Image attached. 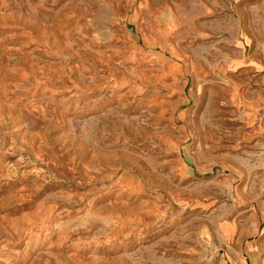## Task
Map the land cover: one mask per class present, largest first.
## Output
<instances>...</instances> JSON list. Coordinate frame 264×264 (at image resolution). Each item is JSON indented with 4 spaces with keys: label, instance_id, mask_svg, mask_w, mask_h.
I'll use <instances>...</instances> for the list:
<instances>
[{
    "label": "rangeland",
    "instance_id": "1",
    "mask_svg": "<svg viewBox=\"0 0 264 264\" xmlns=\"http://www.w3.org/2000/svg\"><path fill=\"white\" fill-rule=\"evenodd\" d=\"M233 8L0 0V264H264V81L231 64Z\"/></svg>",
    "mask_w": 264,
    "mask_h": 264
},
{
    "label": "crops",
    "instance_id": "2",
    "mask_svg": "<svg viewBox=\"0 0 264 264\" xmlns=\"http://www.w3.org/2000/svg\"><path fill=\"white\" fill-rule=\"evenodd\" d=\"M229 1V0H228ZM262 1V0H259ZM256 0H232L233 10H234V20L235 23L239 26V31L235 32V41L236 43V57L232 58V66L240 65L242 68H249L250 70H254L259 78L258 80L264 81V72L260 71L264 64V50H257L256 46L254 47L255 41V32L253 25V16L256 15L257 9L255 8ZM264 10V8H263ZM264 41V40H263ZM253 46V47H250ZM239 67V66H238ZM260 71V72H259ZM256 97V101L261 99L263 106L264 103V87H260L256 89L254 94ZM260 109L255 107H246L245 111L254 115L256 111L258 112ZM260 112V111H259ZM254 113V114H253ZM228 221V226H226L225 238L230 239L236 236L239 231L238 226L235 222L231 220Z\"/></svg>",
    "mask_w": 264,
    "mask_h": 264
}]
</instances>
